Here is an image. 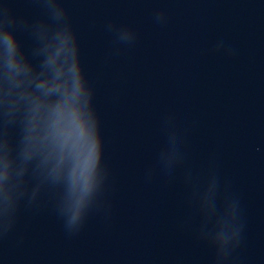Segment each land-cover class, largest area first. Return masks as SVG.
I'll return each instance as SVG.
<instances>
[{"label":"water","instance_id":"water-1","mask_svg":"<svg viewBox=\"0 0 264 264\" xmlns=\"http://www.w3.org/2000/svg\"><path fill=\"white\" fill-rule=\"evenodd\" d=\"M0 264H264V0H0Z\"/></svg>","mask_w":264,"mask_h":264}]
</instances>
